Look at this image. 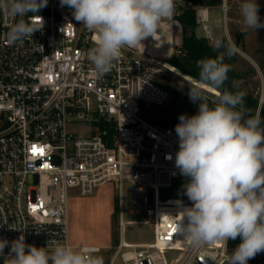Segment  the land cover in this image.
<instances>
[{"label": "built area", "instance_id": "2783aa9c", "mask_svg": "<svg viewBox=\"0 0 264 264\" xmlns=\"http://www.w3.org/2000/svg\"><path fill=\"white\" fill-rule=\"evenodd\" d=\"M183 6L175 0L174 13L162 21L156 39L123 49L102 78L87 57L94 33L74 19L72 9L61 7L60 0H48L39 13L24 17L0 10V239L12 241L23 234L27 244L38 248L61 243L100 251V246L71 243L69 198L72 189L90 196L113 183L120 200L126 187L140 200L127 207L130 214L145 212L146 218L124 220L121 204V234L111 246L109 264H228L236 248L229 241L194 248L177 231L180 213L192 204L162 198L161 189L180 176L175 166L179 138L175 126L152 123L142 113L143 104H163L169 97L157 78L167 67L164 60L182 44L176 17ZM206 12L198 10V22L209 31ZM40 16L42 28L9 44L6 34L14 23L23 19L39 26ZM166 32L170 52L161 40ZM260 108L261 103L256 117ZM101 121L114 124V132L102 129ZM78 122L89 125L88 135L69 130ZM146 224L153 227L151 242L126 240L127 225ZM168 251L178 256L168 261ZM248 264H264V252Z\"/></svg>", "mask_w": 264, "mask_h": 264}, {"label": "clouds", "instance_id": "9594fccd", "mask_svg": "<svg viewBox=\"0 0 264 264\" xmlns=\"http://www.w3.org/2000/svg\"><path fill=\"white\" fill-rule=\"evenodd\" d=\"M47 4L48 0H0V10L10 17H24L39 13ZM60 5L72 9L74 19L94 33L87 57L97 78L111 71L123 49L137 48L149 37L156 39L162 21L175 10V0H60ZM240 12L246 28L264 29L257 0H244ZM39 20V26L23 19L14 23L6 34L9 44L42 28L43 17ZM221 48L225 51L216 58L198 61L199 84L189 91L192 102H199L198 111L181 114L175 126L179 138L175 166L190 178L185 195L192 202L180 213L176 229L194 248L217 242L227 245L239 238L228 264H248L264 252V127L259 118H246L243 93L221 91L231 70L224 56L232 53L233 46L218 37L213 50ZM205 88L217 90L213 106ZM97 251L74 250L61 243L38 248L27 244L23 234L12 241L0 239L4 264H104Z\"/></svg>", "mask_w": 264, "mask_h": 264}, {"label": "rangeland", "instance_id": "374dc122", "mask_svg": "<svg viewBox=\"0 0 264 264\" xmlns=\"http://www.w3.org/2000/svg\"><path fill=\"white\" fill-rule=\"evenodd\" d=\"M181 1L185 4L184 0ZM201 30V27H197L196 33L201 35ZM250 32L253 38L252 40H249V44L246 45L245 48L242 47L245 52L239 55L234 62L233 67L237 72L243 75V78L240 80L242 90L251 92L254 96L258 97L259 104L261 103V106H263L264 74L258 70V61L255 63L252 60L253 58H248L246 56V53H249V50L257 46L255 32L254 30ZM164 63L167 64V67H165L163 74L160 76L161 80L168 81L170 85L176 87L178 90H182L189 94L190 88L199 83V81H195L190 76L181 73L165 61ZM216 91L217 90L215 89L205 88V96L210 106L215 102ZM69 130L80 136H84L89 134L90 127L85 122H78L70 124ZM189 180V177L180 174L178 178L174 179L170 187L161 189L162 198L177 199L192 204L185 195V185ZM105 187H110V185L101 186L100 189ZM111 195L112 194L109 192L108 188L104 189L102 195L99 194L98 189L93 195L84 196V199L82 200L76 199L82 198V196L78 195L76 190L72 189L70 193V202L72 204L70 219H72V225L73 222H75L74 230L72 227V240L76 233L77 236L74 239H78V243L99 245L101 249L100 251L95 252V255L102 256L104 264H109L114 253V249L111 246L115 245L120 239V211L118 210V206H121L122 204L124 208L122 213L124 220L146 218L145 212L141 215L135 216L128 211L127 207L130 204L140 200H135L130 195L127 187L123 191L122 200H118V189H116L115 193L116 200H111ZM124 234L126 240L133 243H148L154 238L153 227L150 224L127 225ZM165 256L168 261H172L178 256V252L168 251L165 253ZM116 264H119V262H116Z\"/></svg>", "mask_w": 264, "mask_h": 264}, {"label": "trees", "instance_id": "16d2710c", "mask_svg": "<svg viewBox=\"0 0 264 264\" xmlns=\"http://www.w3.org/2000/svg\"><path fill=\"white\" fill-rule=\"evenodd\" d=\"M184 2V6L180 9L176 17L182 27V44L177 48V52L164 61L181 73L190 76L193 80L199 81L198 61L206 58H216L225 50L221 48L219 51H214V43H211L206 37L197 36L195 32L198 26L197 8L199 5H202L205 0H184ZM238 57L239 54L235 49H233L230 55L224 56V63L230 65L231 70L228 73V79L225 81L221 91L227 89L232 92L243 93V109L245 110L246 118L248 116L256 117L259 99L251 92L242 90L240 80L243 78V75L237 72L233 67ZM157 81L169 92L168 101L159 105L153 104L146 106L143 104L142 113L146 119L164 127L176 126L179 123L178 117L181 114L191 116L197 113L199 106L198 102L193 103L188 93L178 90L176 87L170 85L168 81L161 80L160 77L157 78ZM213 105L214 103L211 104V106ZM258 118L261 122V127H264V105L260 108ZM99 125L102 129H109L111 133L114 132V124L112 123L101 121ZM240 242L239 238L236 240H229L231 247H237Z\"/></svg>", "mask_w": 264, "mask_h": 264}, {"label": "crops", "instance_id": "0c3cea01", "mask_svg": "<svg viewBox=\"0 0 264 264\" xmlns=\"http://www.w3.org/2000/svg\"><path fill=\"white\" fill-rule=\"evenodd\" d=\"M244 2V0H205V2L202 5H199L197 8V22H198V10L200 8H206L207 9V17H208V25H209V31H205L202 27V24L198 22L197 27L202 28V34L197 36L199 37H206L209 39L211 43H215V40L220 37L223 38L227 43L231 44L233 46V49H235L238 54L244 53L245 51L242 49L246 47V45L249 44V40H252L253 36L250 31L252 29H248L244 26L243 23V17L240 12V5ZM257 3L260 6V16L261 19L264 20V0H257ZM224 5H227L228 8L225 9ZM197 29V28H196ZM176 31L179 36V41L182 42V27L179 23V25L176 26ZM196 32V30H195ZM256 40H257V46H255L253 49L249 50V53H246V56L248 58H253L252 60L256 63L258 61V70L264 74V29L260 30H254ZM104 185H110V187L101 188L100 187ZM101 185L97 188L99 189V194L102 195L104 189L108 188L111 195V200H116L115 193H116V187L113 183H107ZM96 190V191H97ZM82 198H76L77 200H82ZM118 200H120V195L118 197ZM71 202L69 198V225H70V238L71 243L74 246H99V245H91V244H83L78 243V239H74L77 235L74 234L73 240L71 237L72 233V227L74 230V224L71 223L70 219V210H71ZM120 206H118V210L120 211ZM72 225V226H71ZM146 243V242H144Z\"/></svg>", "mask_w": 264, "mask_h": 264}, {"label": "bare ground", "instance_id": "6f19581e", "mask_svg": "<svg viewBox=\"0 0 264 264\" xmlns=\"http://www.w3.org/2000/svg\"><path fill=\"white\" fill-rule=\"evenodd\" d=\"M162 42H165L166 43V46H167V49H168V52H170L171 50V37H170V33L169 32H166L164 34V36L161 38ZM199 84V83H197Z\"/></svg>", "mask_w": 264, "mask_h": 264}]
</instances>
